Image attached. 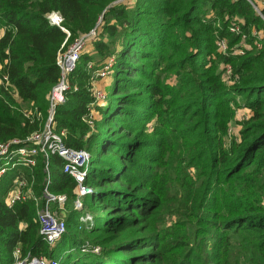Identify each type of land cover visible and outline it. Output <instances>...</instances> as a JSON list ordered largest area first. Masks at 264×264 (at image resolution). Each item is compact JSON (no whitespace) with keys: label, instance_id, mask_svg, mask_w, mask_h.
I'll return each mask as SVG.
<instances>
[{"label":"trees","instance_id":"trees-1","mask_svg":"<svg viewBox=\"0 0 264 264\" xmlns=\"http://www.w3.org/2000/svg\"><path fill=\"white\" fill-rule=\"evenodd\" d=\"M118 1L0 0V77L10 82L0 86V141L40 129L14 109L15 96L47 117L67 39L49 14L62 16L69 44L95 30L87 48L98 60L88 68L93 57L83 52L55 116L66 145L93 154L84 210L69 213L66 234L50 247L33 202L6 205L12 171L0 184V264H13L17 246L60 264H264V19L248 0ZM109 64L112 83L92 129L84 118L95 102L93 72ZM242 109L251 116L227 145ZM50 170V191L73 199L60 158ZM32 175L41 195L42 160ZM86 213L90 231L80 229Z\"/></svg>","mask_w":264,"mask_h":264},{"label":"built area","instance_id":"built-area-1","mask_svg":"<svg viewBox=\"0 0 264 264\" xmlns=\"http://www.w3.org/2000/svg\"><path fill=\"white\" fill-rule=\"evenodd\" d=\"M255 10L264 19L261 10L264 9V0H248ZM48 19L52 25L60 27L67 33V39L57 57V65L60 68V79L52 88L49 94V110L46 119L42 123L40 129L33 132L26 138H14L8 141H0V181L11 171H16L17 175L12 181L11 188L5 197V203L9 209H14L18 204L33 202L37 208V222L40 225L39 234L42 240L50 247L56 243L67 232V215L66 207L69 201L67 194H53L50 191L52 185L51 177V160L52 157H58L62 161V172L71 177L75 182L74 193V209L80 212L84 210V198L92 193V187L88 183L89 172L92 165L93 155L85 149H73L66 145L65 139L67 133L65 131H57L55 128V116L59 106L66 102L67 93L70 91V76L77 68L81 55L87 48L90 40H93L97 33L95 30L87 35H82L75 39L70 46L65 49L68 39L71 37L70 32L63 25V18L58 13L49 14ZM234 34L241 33L239 24H234L231 28ZM4 35V29H0V40ZM243 40L246 39L242 35ZM218 49L225 54L228 51L227 40H219ZM244 49H237L236 54H243ZM112 64H109L101 71H98L99 77H106L110 72ZM223 81L225 84L232 86L235 84L234 70L231 65H227L223 69ZM0 86L7 89L10 82L7 76L0 77ZM77 89V88H76ZM106 93L94 89L95 102L91 104L89 115L84 121L94 129L95 120L97 119L95 107L102 106ZM247 110V109H242ZM239 111V110H238ZM250 112V111H249ZM251 113V112H250ZM249 117V116H248ZM246 116V118H248ZM230 132H232L230 130ZM44 163V172L46 173L45 188L41 195H38L34 189L35 177L34 169L40 161ZM25 171V172H24ZM30 171V175H27ZM72 198V197H71ZM81 227H88L87 223L91 221V217L85 214L80 218ZM27 228L25 222L20 223V229ZM99 248H95L94 252H98ZM13 264H60L58 260H51L45 256H34L31 252L24 254L21 246H17L13 250Z\"/></svg>","mask_w":264,"mask_h":264},{"label":"rangeland","instance_id":"rangeland-1","mask_svg":"<svg viewBox=\"0 0 264 264\" xmlns=\"http://www.w3.org/2000/svg\"><path fill=\"white\" fill-rule=\"evenodd\" d=\"M125 1V0H123ZM71 38V37H70ZM69 38V39H70ZM68 39V41H69ZM67 41L66 44H68V47L70 46L69 42ZM68 47H66L65 49H67ZM85 53H89L90 56L93 57V61L90 62L88 65L89 67L88 68H93L94 67V62L98 61L97 58H96V51L93 49V48H87L86 51H84ZM0 69H2V66L0 65ZM77 69V68H76ZM102 69L100 70H97V71H94L93 72V76H92V80H91V83H92V90L94 91L95 90H99L101 91L102 93H106V97H105V100L103 101L102 106L104 107V105L106 104V101H107V98H108V87L109 85H111L112 83V78H111V73L108 72V74L106 75V77H99L97 75L98 71H101ZM77 88V87H76ZM70 89H71V85H70ZM77 90V89H75ZM15 96V95H14ZM15 100H16V104L14 106V109L18 110L21 114L24 115V117H26L27 119L30 120L31 123H34V122H38L40 121V124H39V127H41V124L43 123V120L45 119L44 115L42 112L38 111L36 107L33 106V104H30V103H25L23 102L22 100H20L17 96H15ZM245 111V110H244ZM243 110H239L236 112V118L237 120L235 122H233L230 126V129H229V133L227 134L226 138H225V141H226V144L227 145H230L232 144V142L234 140H240V131L242 129V123L246 120H248L251 116V113L246 110V113L244 112ZM238 114V115H237ZM96 116H97V119L99 118H102L101 115H99L98 112H96ZM246 116L248 118H246ZM230 130L232 132H230ZM37 131V130H36ZM93 155V154H92ZM12 172V171H11ZM9 172V173H11ZM25 172V171H24ZM8 173V174H9ZM7 174V175H8ZM4 179V178H3ZM3 179L0 181V184H2V181ZM14 180V179H13ZM1 193V192H0ZM74 194V193H73ZM7 196V195H6ZM5 196V197H6ZM70 198H69V201L67 203V207H66V215H68V212H71L73 210V205H74V200L71 198L70 195H68ZM87 198V197H86ZM84 198V200L86 199ZM97 213H100V211H97ZM88 214L89 216L91 215L90 213H86ZM92 217V216H90ZM92 222V221H91ZM88 231H90L92 229L91 226H88L86 228ZM83 231H78L77 233V236H78V239L82 238L83 239V234H82ZM46 257V256H45Z\"/></svg>","mask_w":264,"mask_h":264},{"label":"crops","instance_id":"crops-1","mask_svg":"<svg viewBox=\"0 0 264 264\" xmlns=\"http://www.w3.org/2000/svg\"><path fill=\"white\" fill-rule=\"evenodd\" d=\"M243 111H244V110H243ZM244 112L246 113V111H244ZM237 115H238V114H237ZM236 120H237V118H236ZM237 121H238V120H237ZM73 210H75V209H74V206H73ZM76 211H78V210H76ZM69 213H70V212H68V215H69ZM68 215H67V218H68ZM60 240H61V239H60ZM60 240H59V241H60ZM59 241H58V242H59ZM58 242H57V243H58ZM57 243H56V244H57Z\"/></svg>","mask_w":264,"mask_h":264},{"label":"water","instance_id":"water-1","mask_svg":"<svg viewBox=\"0 0 264 264\" xmlns=\"http://www.w3.org/2000/svg\"><path fill=\"white\" fill-rule=\"evenodd\" d=\"M123 0H119L117 3L122 2Z\"/></svg>","mask_w":264,"mask_h":264}]
</instances>
